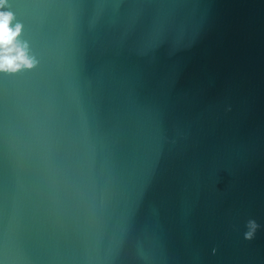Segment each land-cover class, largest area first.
<instances>
[{"label":"water","instance_id":"1","mask_svg":"<svg viewBox=\"0 0 264 264\" xmlns=\"http://www.w3.org/2000/svg\"><path fill=\"white\" fill-rule=\"evenodd\" d=\"M0 264H264V0H6Z\"/></svg>","mask_w":264,"mask_h":264},{"label":"clouds","instance_id":"2","mask_svg":"<svg viewBox=\"0 0 264 264\" xmlns=\"http://www.w3.org/2000/svg\"><path fill=\"white\" fill-rule=\"evenodd\" d=\"M5 7L6 0H0V9ZM13 19L11 13L0 12V74H16L33 69L37 64L28 44L18 39L22 26L17 24L14 30L9 28Z\"/></svg>","mask_w":264,"mask_h":264}]
</instances>
